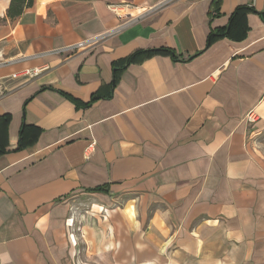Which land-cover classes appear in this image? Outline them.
<instances>
[{"label":"crops","instance_id":"0c3cea01","mask_svg":"<svg viewBox=\"0 0 264 264\" xmlns=\"http://www.w3.org/2000/svg\"><path fill=\"white\" fill-rule=\"evenodd\" d=\"M259 13L0 0V264H264Z\"/></svg>","mask_w":264,"mask_h":264},{"label":"trees","instance_id":"16d2710c","mask_svg":"<svg viewBox=\"0 0 264 264\" xmlns=\"http://www.w3.org/2000/svg\"><path fill=\"white\" fill-rule=\"evenodd\" d=\"M29 4V2H28ZM247 11H253L256 12V10L253 7H248V6H244V7H239L231 16L229 24L227 27L224 28H220V29H215L212 30L209 37H208V42H207V47H209L214 40L222 38V37H232V38H236L235 36H232L231 31L237 27L240 29V35H238L239 37H237V39H243L246 36V33L248 31V27L247 25H244L242 27L241 21H242V16L245 14V12ZM262 17V19H264V13H259ZM155 51H166V52H170L174 58H176V56L174 55V52L171 50H164V49H159V50H148V51H144V52H155ZM65 94V93H64ZM66 97L70 98L72 101H74L77 105L79 104V102L74 99L72 96L65 94ZM97 96H93L91 100H95L97 99ZM7 118V117H6ZM6 118H2L4 119V121L6 120Z\"/></svg>","mask_w":264,"mask_h":264},{"label":"built area","instance_id":"2783aa9c","mask_svg":"<svg viewBox=\"0 0 264 264\" xmlns=\"http://www.w3.org/2000/svg\"><path fill=\"white\" fill-rule=\"evenodd\" d=\"M86 45H87L86 42H80V43H78V44H76V45H74V46H72V47H70V48H65V49H66V50H73V49L83 48V47H85ZM65 49H64V51H65ZM34 73H36V72H34ZM0 87H1V84H0ZM246 119H247L248 122H250V123H255V122L259 119V116H258V114H257L256 112L252 111V112H250V113L247 115Z\"/></svg>","mask_w":264,"mask_h":264},{"label":"rangeland","instance_id":"374dc122","mask_svg":"<svg viewBox=\"0 0 264 264\" xmlns=\"http://www.w3.org/2000/svg\"><path fill=\"white\" fill-rule=\"evenodd\" d=\"M126 20H127V19H125V21H126ZM124 23H125V22H124ZM83 208H84V209H87L86 207H81V209H83ZM85 221H86V220H85Z\"/></svg>","mask_w":264,"mask_h":264}]
</instances>
